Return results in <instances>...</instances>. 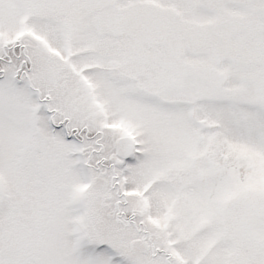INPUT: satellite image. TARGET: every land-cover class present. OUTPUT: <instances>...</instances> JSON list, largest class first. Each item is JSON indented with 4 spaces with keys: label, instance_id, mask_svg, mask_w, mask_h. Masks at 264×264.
Returning a JSON list of instances; mask_svg holds the SVG:
<instances>
[{
    "label": "snow or ice",
    "instance_id": "6c2138e0",
    "mask_svg": "<svg viewBox=\"0 0 264 264\" xmlns=\"http://www.w3.org/2000/svg\"><path fill=\"white\" fill-rule=\"evenodd\" d=\"M0 264H264V0H0Z\"/></svg>",
    "mask_w": 264,
    "mask_h": 264
}]
</instances>
